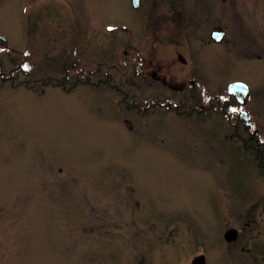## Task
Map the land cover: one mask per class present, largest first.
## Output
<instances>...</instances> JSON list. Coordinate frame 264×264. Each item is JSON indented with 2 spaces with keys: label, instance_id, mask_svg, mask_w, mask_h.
Segmentation results:
<instances>
[{
  "label": "rangeland",
  "instance_id": "374dc122",
  "mask_svg": "<svg viewBox=\"0 0 264 264\" xmlns=\"http://www.w3.org/2000/svg\"><path fill=\"white\" fill-rule=\"evenodd\" d=\"M218 1L0 0V264H186L191 232L220 231L223 198L258 178L194 108L237 80L264 115V0ZM174 14L190 63H162Z\"/></svg>",
  "mask_w": 264,
  "mask_h": 264
},
{
  "label": "flooded vegetation",
  "instance_id": "af4514ba",
  "mask_svg": "<svg viewBox=\"0 0 264 264\" xmlns=\"http://www.w3.org/2000/svg\"><path fill=\"white\" fill-rule=\"evenodd\" d=\"M216 1L219 3L218 0ZM175 2L172 1V3ZM158 3H160L162 10V0H150L149 2L148 0L146 2L143 0L141 7L136 10L140 11L143 7L142 5L147 6L149 4L155 7L158 6ZM224 3L229 2L228 0L226 2L224 0L222 4ZM172 8L173 5L170 4V8L166 7V10H171ZM216 10H214L215 14H217ZM148 11L149 8H146L145 13L147 12L148 14ZM171 17L174 22L173 24L176 26L173 29L171 26L169 27L171 33L167 34V30L162 27V63L163 57L166 56L164 53L172 51L174 52L173 55H170L172 61H179L182 64L184 62L190 63L192 62L191 58L184 56L183 52L185 50V54L190 55L191 51L182 46V42L178 41V38H173L177 34V31L175 33L173 31L177 30L182 23L178 20V17L175 18V14ZM180 19L182 18L180 17ZM219 19L221 20V18ZM216 31H220L223 34L219 41L214 39L213 33ZM228 34L227 30L220 25L214 27L209 34L211 43L229 48L231 45H229ZM163 39L176 42L178 45L176 48L181 47V49H167L163 43ZM138 53L141 61L142 58L145 61H153V56L155 57L153 55L145 58L142 51ZM256 58L261 59L262 55L259 53ZM191 64L187 69L180 70L185 76L189 72L194 73V71H191L193 70L191 69ZM164 69L162 68V90L167 91V88H169L168 90L173 93H176L175 90H186V86H178L175 83L176 80L171 76L169 79V74H166ZM152 75L154 78H157L156 73ZM189 82L192 85L191 90L196 89V92H199L202 89V87L195 86L194 80H189ZM232 82L242 81L236 80ZM232 82L227 83L225 86L226 95L222 97L218 94L210 96L208 93L211 92L207 90V104L195 106L194 112L197 115L202 113L209 120H212L214 117L221 118L224 129L223 137L230 144L238 146L242 155L252 162L253 172L258 178V182L252 191H242L238 196L232 193V197L226 194L219 210L221 221L216 227L220 231L213 232L214 235L207 236L206 240L203 233L191 232L190 236L188 235L192 253L189 262L186 264H264V115L259 113L260 109L257 105H259L260 100L253 95V88L246 82L249 85V92H242L240 97H237L228 93V85ZM163 239L164 236H162ZM177 252L175 251L171 256L173 264H179L176 259L178 258L179 260V253L177 254Z\"/></svg>",
  "mask_w": 264,
  "mask_h": 264
},
{
  "label": "water",
  "instance_id": "95a60500",
  "mask_svg": "<svg viewBox=\"0 0 264 264\" xmlns=\"http://www.w3.org/2000/svg\"><path fill=\"white\" fill-rule=\"evenodd\" d=\"M133 5H134V7H139V0H133ZM217 39L220 40V38H217ZM240 86L241 85H239V84L236 85V86L235 85H231L229 89L231 91V90H234L235 88L240 87ZM243 86H245V85H243ZM235 91H237V90H235ZM236 94L239 95V93H236Z\"/></svg>",
  "mask_w": 264,
  "mask_h": 264
},
{
  "label": "trees",
  "instance_id": "16d2710c",
  "mask_svg": "<svg viewBox=\"0 0 264 264\" xmlns=\"http://www.w3.org/2000/svg\"><path fill=\"white\" fill-rule=\"evenodd\" d=\"M63 80L66 82L65 79H63ZM104 82L107 83V80L105 79ZM63 88H65V90H66V87L63 86Z\"/></svg>",
  "mask_w": 264,
  "mask_h": 264
},
{
  "label": "snow or ice",
  "instance_id": "6c2138e0",
  "mask_svg": "<svg viewBox=\"0 0 264 264\" xmlns=\"http://www.w3.org/2000/svg\"><path fill=\"white\" fill-rule=\"evenodd\" d=\"M111 30V29H110Z\"/></svg>",
  "mask_w": 264,
  "mask_h": 264
}]
</instances>
